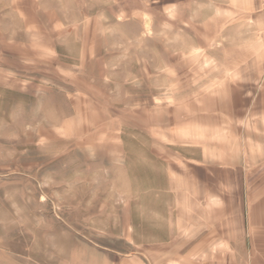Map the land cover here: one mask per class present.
<instances>
[{
    "label": "rangeland",
    "instance_id": "374dc122",
    "mask_svg": "<svg viewBox=\"0 0 264 264\" xmlns=\"http://www.w3.org/2000/svg\"><path fill=\"white\" fill-rule=\"evenodd\" d=\"M231 5L0 0V264H109L171 158L197 155L178 131L232 149Z\"/></svg>",
    "mask_w": 264,
    "mask_h": 264
},
{
    "label": "crops",
    "instance_id": "0c3cea01",
    "mask_svg": "<svg viewBox=\"0 0 264 264\" xmlns=\"http://www.w3.org/2000/svg\"><path fill=\"white\" fill-rule=\"evenodd\" d=\"M230 1L241 59L220 65L219 86L235 105L232 149L205 137L185 143L192 134L178 131L180 142L169 146L189 153L195 145L197 155L171 158L162 193L152 195L156 208L141 206L129 251L110 250L109 264H264V8L260 0Z\"/></svg>",
    "mask_w": 264,
    "mask_h": 264
},
{
    "label": "built area",
    "instance_id": "2783aa9c",
    "mask_svg": "<svg viewBox=\"0 0 264 264\" xmlns=\"http://www.w3.org/2000/svg\"><path fill=\"white\" fill-rule=\"evenodd\" d=\"M261 1V5L264 8V0H260Z\"/></svg>",
    "mask_w": 264,
    "mask_h": 264
}]
</instances>
